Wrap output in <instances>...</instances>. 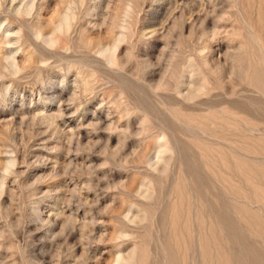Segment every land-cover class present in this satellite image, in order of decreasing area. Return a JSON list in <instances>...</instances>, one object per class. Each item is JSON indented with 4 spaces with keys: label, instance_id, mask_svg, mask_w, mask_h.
<instances>
[{
    "label": "rangeland",
    "instance_id": "rangeland-1",
    "mask_svg": "<svg viewBox=\"0 0 264 264\" xmlns=\"http://www.w3.org/2000/svg\"><path fill=\"white\" fill-rule=\"evenodd\" d=\"M0 264H264V0H0Z\"/></svg>",
    "mask_w": 264,
    "mask_h": 264
}]
</instances>
